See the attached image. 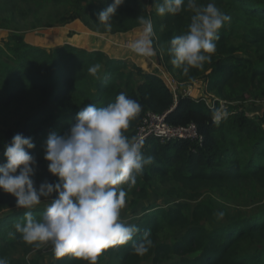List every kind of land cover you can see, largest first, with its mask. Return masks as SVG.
Returning a JSON list of instances; mask_svg holds the SVG:
<instances>
[{"label": "trees", "instance_id": "16d2710c", "mask_svg": "<svg viewBox=\"0 0 264 264\" xmlns=\"http://www.w3.org/2000/svg\"><path fill=\"white\" fill-rule=\"evenodd\" d=\"M111 2L89 1L79 5L72 19H82L85 26L102 34H115L142 27L136 17L150 15L157 37L156 51L162 57L166 72L176 80L178 90L173 93L161 76L144 72L137 66L134 70L141 80L135 82L124 59L105 58L99 49H86L69 42L54 48L41 47L23 36L9 35L6 41L0 40V117L6 115L11 120V108L21 101L25 90L37 95L39 106L15 121L13 127L0 129V162L4 160V143L17 132L22 133L32 137L35 143V148L29 150L38 161L35 179L55 180L47 171L48 162L43 159L47 135L67 131L81 107L90 103L106 106L124 92L138 100L143 109L131 122L129 136L134 135L147 111H167L166 120L170 124L194 122L202 140L200 144L185 140L161 143L155 138L146 142L144 152L154 156L155 161L137 177V184L127 199L131 198L130 204L135 205L139 200L150 198L152 191L175 200L164 207L153 198L143 207V214L130 222L140 228L133 240L104 250L98 260L117 258V264H141L145 260L151 264H264V247L255 241L264 235V212L223 223L214 219L211 200H198L201 189L227 194L235 192L237 183L261 181L264 177V108L260 107L255 116L239 108V104L250 99L264 100V0H229L222 10L231 16V25L225 24L220 29L212 62L205 64L203 70L191 69L187 76L171 64L168 47L173 36L187 31L191 12L160 16L155 11V0H149L154 5L149 12L137 0H124L109 32L98 21L97 13ZM208 2L200 0L202 4ZM232 7L238 11L234 14L236 20L231 15ZM94 63L102 66L99 78L88 73ZM198 82L202 88L196 97L184 94L187 87ZM212 93L225 102L231 113L218 127L211 123L205 101ZM214 104L219 107L220 101L215 100ZM166 181L171 186L160 187ZM156 186L160 190L155 191ZM12 197L0 191V213ZM43 210L41 206L36 211ZM19 213L5 212L0 216V257L7 258L10 264H40L35 258L10 256L16 248L23 254L35 249L19 233L14 239L8 237L10 231H15L14 223L22 214ZM148 229L153 245L143 256L137 255L132 250L133 244ZM165 232H179V235L172 234L171 240L166 241L162 238ZM246 242L256 244V248L247 250ZM53 264H88V261L66 254L56 257Z\"/></svg>", "mask_w": 264, "mask_h": 264}, {"label": "clouds", "instance_id": "9594fccd", "mask_svg": "<svg viewBox=\"0 0 264 264\" xmlns=\"http://www.w3.org/2000/svg\"><path fill=\"white\" fill-rule=\"evenodd\" d=\"M124 0H112L97 13L98 21L106 31L112 30L113 17ZM158 15H176L182 11L192 13L187 31L173 36L168 53L171 64L187 76L191 69L203 70L212 62L220 29L231 23V16L221 10L215 0L207 4L200 0H155ZM142 26L139 35L128 43L131 52L144 58L157 55V39L151 16L138 15ZM101 64L94 63L88 73L99 78ZM211 123L219 126L230 115L221 102L207 105ZM141 103L120 92L114 102L106 106L87 104L76 113L75 122L63 134L50 132L43 143V159L47 171L55 180L35 176L38 161L29 151L35 148L32 137L14 134L4 143L0 162V191L15 198V205L23 208V218L14 223L15 231L8 233L35 249L50 246L55 257L71 254L76 258L97 264L104 250L132 241L140 232L136 223L122 218L128 203V194L136 186L137 177L154 163L151 154H145V137L129 136L131 122L142 112ZM44 202L38 218L33 209ZM218 211V219L224 217ZM153 245L151 230L133 244V252L143 256ZM0 264H10L0 257Z\"/></svg>", "mask_w": 264, "mask_h": 264}, {"label": "rangeland", "instance_id": "374dc122", "mask_svg": "<svg viewBox=\"0 0 264 264\" xmlns=\"http://www.w3.org/2000/svg\"><path fill=\"white\" fill-rule=\"evenodd\" d=\"M100 3L101 0H0V40L6 41L9 35H20L23 36L28 41H33L34 43L45 42L43 38L48 37L58 26H66L68 28H74L76 26H81L82 28H87L91 31L101 33L83 24L82 19H72L74 10L77 6L85 5L86 2ZM144 5L146 12L153 9L154 5L149 4V0H137ZM216 5L222 10L224 9L229 0H215ZM238 11L236 7H232L231 15L235 19L234 14ZM192 13H190V16ZM241 18H245L240 13ZM252 24L255 22L250 21ZM227 24V26H230ZM135 82L139 80V77L135 76ZM202 84L197 83L194 88V95L201 92ZM22 90L24 87L21 88ZM211 98H216V95L212 94ZM21 101L16 103L13 108H11L12 118L9 120L6 115L0 117V129L7 126H14V122L20 120L27 113H32L39 106V101L37 95L30 91L25 90L21 95ZM45 104V103H44ZM261 104L257 100H247L239 104V108L247 112L251 116H255L257 112L260 111ZM18 133V132H17ZM37 183L40 180H36ZM165 189L171 186V182L166 181L164 185ZM155 191L160 190L159 186L154 187ZM235 192H227V194L210 193L207 189H201L199 191L198 200H211L213 217L215 220L223 223L231 221V219L236 217H247V216H259L264 212V177L261 181H247L241 182L234 185ZM149 197L139 200L135 205H131L132 199H128L126 207L122 210V218L126 221L133 222L137 220L143 214V207L150 204L154 198L156 204L163 205L167 207L172 203L175 198L161 196L159 192H149ZM9 204L1 211L0 215L5 212H20L18 220L23 218V208H18L15 205V198L12 197L8 200ZM169 202V203H168ZM184 202H189L190 204H195V201L185 200ZM45 206L44 202L41 205L33 209V215L36 217L41 216V212L36 211L37 208ZM218 211L224 212V217L218 219L216 213ZM19 213V214H20ZM203 224L207 225L205 221ZM173 233L165 232L162 238L166 241L171 240V235ZM178 236L179 232L173 234ZM264 247V235L255 240ZM245 247L247 250H252L256 248V244L246 242ZM11 257L15 258H25L32 259L35 258L40 264H51L55 259L51 247H45L41 250L34 249L29 253L23 254L21 249L16 248L14 252L10 253ZM10 257V258H11ZM118 259H108L102 257L97 261V264H117ZM141 264H151L148 260L143 261Z\"/></svg>", "mask_w": 264, "mask_h": 264}, {"label": "crops", "instance_id": "0c3cea01", "mask_svg": "<svg viewBox=\"0 0 264 264\" xmlns=\"http://www.w3.org/2000/svg\"><path fill=\"white\" fill-rule=\"evenodd\" d=\"M53 29L54 30L50 31L51 34L48 37L43 38L45 42L38 41L37 43H34L33 41H28L25 38L24 39L32 44L41 47L54 48L63 44L64 42H69L86 49H99L103 52L105 58L124 59L127 64V70L132 71L134 77L138 76L136 74V71L134 70V66H137L144 72H152V73L156 72V68L158 70L164 68L163 64L160 63V61L158 60V56L160 55L159 52H157V55L155 57L144 58L132 54L129 50H127L122 46L123 42L125 41L130 42L131 40L135 39L142 30V27L134 29L127 33H115V34L97 33L87 28H82L81 26H76L74 28L73 27L68 28L66 26H58ZM155 62L156 64L152 65ZM140 80L141 77H139L138 82Z\"/></svg>", "mask_w": 264, "mask_h": 264}, {"label": "built area", "instance_id": "2783aa9c", "mask_svg": "<svg viewBox=\"0 0 264 264\" xmlns=\"http://www.w3.org/2000/svg\"><path fill=\"white\" fill-rule=\"evenodd\" d=\"M128 43L129 41H125L122 43V46L130 51V49L128 48ZM131 53L134 54L133 52ZM161 58L162 57L159 55L158 60L164 66V63ZM155 64L156 62L152 65ZM153 73H156L157 75L161 76L173 93H175L178 90L176 80L168 72H166L165 66L163 69H159V70L156 68V72ZM194 88L195 86L187 87L184 94L190 95L191 97H196L198 94L194 95V91H193ZM215 100H219L220 103L221 102L225 103L224 101L218 99L217 96L216 98L213 99L210 96V99H206L205 101L206 104L208 105L209 103H214ZM258 102L261 104V107L264 108V100ZM166 113L167 111L163 113L147 111L144 114L141 122L136 127L134 135L143 136L146 138L144 149L148 146L146 142L151 138H155L159 140L161 143H166L171 140H178V141L185 140L189 142L196 141L199 144L201 143L202 138L201 135L198 133L197 126L194 122H189L184 125H173L167 122Z\"/></svg>", "mask_w": 264, "mask_h": 264}]
</instances>
